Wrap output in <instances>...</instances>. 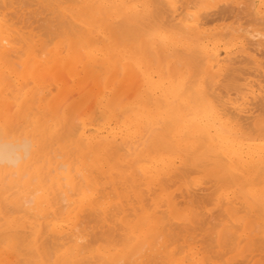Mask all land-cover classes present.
Returning <instances> with one entry per match:
<instances>
[{"label":"bare ground","instance_id":"obj_1","mask_svg":"<svg viewBox=\"0 0 264 264\" xmlns=\"http://www.w3.org/2000/svg\"><path fill=\"white\" fill-rule=\"evenodd\" d=\"M235 1L0 0V264H264V11Z\"/></svg>","mask_w":264,"mask_h":264},{"label":"rangeland","instance_id":"obj_2","mask_svg":"<svg viewBox=\"0 0 264 264\" xmlns=\"http://www.w3.org/2000/svg\"><path fill=\"white\" fill-rule=\"evenodd\" d=\"M242 1V0H241ZM240 0H238V1H235L234 2V4L233 5H235L236 6V3H239V5L241 4L240 2H241ZM250 1V0H249ZM243 4V3H242ZM246 4H248V2L246 3ZM256 4H258V5H260L261 4V6L262 7H264V2H261L260 0L258 1V2H256L255 3V5ZM238 5V6H239ZM243 6H245V3H244V5ZM237 7V6H236ZM261 7V10L262 11H264V8H262ZM242 8V7H241ZM234 9H235V7H234ZM239 9V8H238ZM237 9V10H238ZM236 10V9H235ZM262 14H264V13H262ZM232 18V20L234 19L233 17H231ZM231 18L229 19V17L226 19V20H223L224 21V23L227 21V23H231L232 22V20H231ZM223 21H221V23L223 22ZM216 22V23H215ZM214 22V24H220V21H215ZM232 23H234V22H232ZM223 45V44H222ZM230 49L231 50H234L235 51V49H236V47L233 45V48H232V46H230ZM171 53H175V52H173L172 50L170 51V54ZM176 53H178V60H180V58H182V54H181V52L180 51H176ZM176 53L175 54H173V57H177V56H174V55H176ZM181 56V57H180ZM173 59H177V58H173ZM182 61V60H181ZM184 61V60H183ZM182 61V62H183ZM187 65V64H186ZM81 66V67H80ZM192 67H195L196 68V66H192ZM79 70H81L82 72L79 74V76H81V75H83V76H81V77H79L80 79H78L76 82L74 81V80H72V79H68V77H66L67 79H66V81L68 80V84H70V89H71V91H70V93H69V100L72 98V96H74V99H71L72 101H74L73 103H72V101L70 102L71 103V105H73V106H71V107H69L70 108V110L69 109H67V115L68 116H74V114H77L74 118H76L77 116L78 117H81L82 115V119L84 118V116H87V117H85V118H90V117H93L94 116V114H93V112H92V110L94 109V108H96V104L97 103H95V101L96 102H98V100L100 101L102 98H101V96L99 95V93L101 92V91H103L104 92V90L107 92L108 90H106L105 88H103L104 86H105V84H106V81H107V79H106V73L105 72H103L104 70L99 66V67H96L95 68V70H96V75H98L99 77L100 76H104L103 78V80L102 79H100V83L98 82L99 81V78H98V81H96L97 82V84L96 83H93L92 82V80H91V78L90 77H88L87 76V72L85 73H83V71L84 70H82L81 68H82V65H79ZM195 68L194 69H192L193 71L195 70ZM102 69V70H101ZM98 71H100V73H102V74H100ZM98 73V74H97ZM103 73H105V74H103ZM192 74H195L194 72H191ZM89 75V74H88ZM120 75H122V73H119L118 75H117V77H116V79L118 78V76L120 77ZM88 78L91 80V81H89L88 80ZM102 78V77H101ZM114 78H115V76H114ZM114 78H112L113 80H114ZM106 79V80H105ZM138 79V78H137ZM83 80V81H82ZM85 80H87V81H85ZM113 80H111L112 82L111 83H113ZM85 81V82H84ZM103 81H104V84H103ZM116 81V80H115ZM176 81H179V77L177 76V74H173V72H172V82H176ZM72 82V83H71ZM81 82V83H80ZM80 83V84H79ZM109 83H110V81H109ZM136 83V84H135ZM73 84V85H72ZM77 84H78V86H77ZM82 84V85H81ZM89 84V85H88ZM92 84V85H91ZM93 84H96V87H95V85L93 86ZM99 84V85H98ZM177 87H179L178 89H180V87L182 86V84H181V82H177ZM76 85V86H75ZM103 85V86H102ZM112 84H110V86H111ZM130 86V87H128V86ZM137 85V82H135V80H132V82H128L127 84H126V87H125V85H124V87H121L120 86V92H119V95H118V97L120 96V98H121V96L122 95H124L125 96V98H121L123 101H126V99L128 100L129 99V97H130V95H131V93L133 92L132 90H134V88L136 89V86ZM74 86V87H73ZM133 86V87H132ZM83 87V88H82ZM85 87V88H84ZM87 87V88H86ZM97 87L98 88H100L99 90H100V92H99V90H97ZM131 87H132V89H131ZM72 88H73V90H72ZM76 88V89H75ZM123 88V89H122ZM80 91H79V90ZM81 89H82V91H81ZM77 90H78V92L80 93H78V95H76L77 94ZM87 92H86V91ZM91 91V92H90ZM95 91H97V93H96V95H95ZM86 92V93H85ZM73 93L75 94V95H73ZM82 93H85V94H83V95H81ZM92 93V94H91ZM128 93V94H127ZM94 94V95H93ZM125 94H127V96L125 95ZM71 95V96H70ZM76 96V97H75ZM78 96H81V97H78ZM124 96H122V97H124ZM127 97V98H126ZM88 101H89V103H88ZM69 103V104H70ZM87 103V104H86ZM91 103H93V104H91ZM99 104V103H98ZM97 104V105H98ZM85 106V107H84ZM82 108V109H81ZM84 109H86V110H84ZM90 110V111H89ZM16 111V109H14V111L12 110L11 112H12V116L11 117H13V119H11V120H13L14 121V112ZM77 111V112H76ZM89 111V112H88ZM87 112V113H86ZM91 112V113H90ZM14 115V116H13ZM89 116V117H88ZM77 119V118H76ZM79 120V119H78ZM12 121V123H14ZM105 131L106 130H102V132L103 133H105ZM121 138H123L122 136H120L118 139L120 140ZM122 140V139H121ZM145 144L144 143H142L141 145H140V150L142 149V147L144 146ZM61 159H63L62 157H60V158H57V162H56V164L59 166H57L58 167V169H59V171H60V173L61 174H65L64 172H66V170L64 171V169L61 167V162H62V160ZM58 161H59V163H58ZM64 171V172H63ZM11 261H13V260H11ZM10 264H11V262H10ZM12 264H13V262H12ZM15 264V263H14Z\"/></svg>","mask_w":264,"mask_h":264}]
</instances>
